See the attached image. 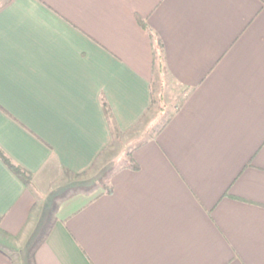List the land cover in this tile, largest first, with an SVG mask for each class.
<instances>
[{"label": "crops", "instance_id": "0c3cea01", "mask_svg": "<svg viewBox=\"0 0 264 264\" xmlns=\"http://www.w3.org/2000/svg\"><path fill=\"white\" fill-rule=\"evenodd\" d=\"M153 76L176 103L132 146L138 169L127 153L111 192L41 217L40 195L158 117ZM0 150L33 174L0 155V264H264V0H0Z\"/></svg>", "mask_w": 264, "mask_h": 264}, {"label": "rangeland", "instance_id": "374dc122", "mask_svg": "<svg viewBox=\"0 0 264 264\" xmlns=\"http://www.w3.org/2000/svg\"><path fill=\"white\" fill-rule=\"evenodd\" d=\"M156 98L157 101L153 105L154 109L158 108L160 110L158 117L155 118V120L148 126L147 130L141 134L138 139H135L134 141L129 140L130 134H128L114 142L112 151L113 154L115 153V161L113 160L109 165L107 164L100 169L95 167L87 175H67V177H65L62 181H58V183L54 182V184L57 183V185H53L50 190L38 197V206L40 207L38 211L41 217L44 212L45 215H43V218L48 219L49 215H51V213L57 207L58 202L71 194H74L78 191L97 192L99 190L105 189L106 177L115 167L122 163L123 157H126L127 153H130L132 146L138 140L148 138L151 134H154L158 127L167 118L168 114L173 111L176 102L169 100L166 101L164 99L163 91L160 85L157 86ZM42 230L43 228L38 226L30 234L27 233L23 237H18L15 242L13 239V247L16 248L13 251L17 259L19 257L18 262H21L19 249H24V251H26V249H33L36 244V239H38Z\"/></svg>", "mask_w": 264, "mask_h": 264}, {"label": "trees", "instance_id": "16d2710c", "mask_svg": "<svg viewBox=\"0 0 264 264\" xmlns=\"http://www.w3.org/2000/svg\"><path fill=\"white\" fill-rule=\"evenodd\" d=\"M142 23V25L149 31L151 39L153 41V70L156 73V71H162L165 72L166 66H165V56H164V46L162 39L146 24V22L142 19H139ZM157 81L156 78L153 76L151 80V90H152V104L156 103V92H157ZM103 107L105 114L107 115V118L110 121H113V113L111 110V107L106 99L103 100ZM179 110V106H176L175 112ZM0 155L3 157L4 161L7 163V165L17 174L25 183H30L32 180V173L21 167L20 165L14 164L8 156L5 155L3 151L0 150ZM129 159L131 160V168L138 169V165L131 159V154L129 153ZM106 186L105 190L107 192L112 191V187L109 185L110 183V177L107 176L106 179Z\"/></svg>", "mask_w": 264, "mask_h": 264}]
</instances>
